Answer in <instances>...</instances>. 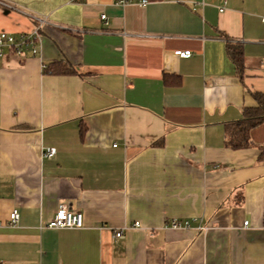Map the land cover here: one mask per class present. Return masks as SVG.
<instances>
[{"label": "crops", "instance_id": "0c3cea01", "mask_svg": "<svg viewBox=\"0 0 264 264\" xmlns=\"http://www.w3.org/2000/svg\"><path fill=\"white\" fill-rule=\"evenodd\" d=\"M147 1L0 0L31 39L0 49L4 264H264V121L226 144L264 94V0ZM61 203L82 228L46 226Z\"/></svg>", "mask_w": 264, "mask_h": 264}, {"label": "built area", "instance_id": "2783aa9c", "mask_svg": "<svg viewBox=\"0 0 264 264\" xmlns=\"http://www.w3.org/2000/svg\"><path fill=\"white\" fill-rule=\"evenodd\" d=\"M114 1L116 4H119V5H127V4L134 2L135 0H114ZM137 2L140 5L145 6L148 1L147 0H137ZM101 18L103 20H107V15L103 13L101 14ZM30 40L31 39L28 37V35H24L19 38H16L14 35L6 31H1L0 32V49L3 46L7 45V46L14 48L17 51H20L22 50L23 45L26 44ZM32 51L36 53L37 49L33 48ZM175 53L183 57H188L191 55L190 50H176ZM55 152H56V149L54 147H48L44 151L45 155L47 156H52L55 154ZM19 218H20V213L18 209H14L10 214V223L14 224L18 222ZM247 223L248 222L246 221L245 224ZM133 225L139 227L141 224L140 222L136 221ZM185 225H189L188 222H186ZM46 226L50 228H56V229L82 228L84 226V216L80 210L73 209L66 203H61L56 213L54 214V216L47 222ZM172 226L176 228V227L181 226V223L177 220H173ZM123 232H124V228H122L121 230H117L115 232V236L122 237ZM0 264H4V263L0 260Z\"/></svg>", "mask_w": 264, "mask_h": 264}, {"label": "trees", "instance_id": "16d2710c", "mask_svg": "<svg viewBox=\"0 0 264 264\" xmlns=\"http://www.w3.org/2000/svg\"><path fill=\"white\" fill-rule=\"evenodd\" d=\"M228 52L238 67L240 72L243 71L244 55L241 46L229 45ZM45 71L55 74L72 73L74 70L63 62H54L45 66ZM253 96L257 101L255 107H248L244 110L243 117L227 126L226 144L231 149H244L251 147L250 131L252 128L264 121V94L254 92Z\"/></svg>", "mask_w": 264, "mask_h": 264}]
</instances>
